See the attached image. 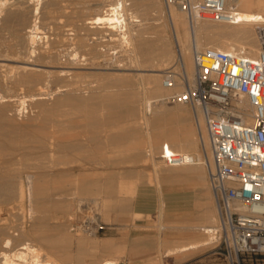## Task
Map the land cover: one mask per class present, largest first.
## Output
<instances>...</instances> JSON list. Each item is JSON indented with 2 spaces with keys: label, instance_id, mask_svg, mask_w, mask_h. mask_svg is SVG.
Returning <instances> with one entry per match:
<instances>
[{
  "label": "bare ground",
  "instance_id": "6f19581e",
  "mask_svg": "<svg viewBox=\"0 0 264 264\" xmlns=\"http://www.w3.org/2000/svg\"><path fill=\"white\" fill-rule=\"evenodd\" d=\"M72 1L82 2L80 11H77L79 16L75 12V15L80 17V20H71L70 22L68 20L70 18L68 16V6L62 7L63 9H60L58 17L55 19L52 18L53 20L48 22L50 27L46 30L41 24L40 18L43 15L40 16V0H0V18L3 17V22L2 24L0 23L2 25L1 27H12L16 23L23 24L25 21L23 17L28 18L30 22L25 28L26 31L22 28L25 31L22 45L19 46L20 44H17L20 47L18 48L20 52L24 54L23 57L16 59L17 57L10 58L0 54V66L4 65L6 67L5 69L8 70L7 66L13 63L7 64L5 61L14 60L17 63L20 62L18 66H14L15 64L12 65L14 67L12 68L14 69L13 73L15 74L11 76L12 82L14 86L20 85L21 87L25 85L28 87L27 90H31V92L25 90L28 93L20 95L21 93H18L21 90H17L18 86H15L17 92L19 91L17 94H4L0 89V158L4 156L3 162L0 161V207H6V212L11 213V215L17 214L15 210L24 207L23 201L28 192L31 203L30 205L28 204L30 206V214H28L33 220V222L31 221V226H29L30 228L27 229L23 228L20 224H18L20 225L19 228L16 227L17 225L15 226L16 223L14 221L13 224L16 230H20L15 232V230L11 231V226H7L8 219L2 218V216L0 217V264H71L73 258L68 252L70 247L67 248L66 246H68V243L71 245L70 242L72 239L69 237L71 234L67 236L68 233L65 230L67 223H69L68 220L71 218L68 214L69 208L71 207V198L73 197L77 198L79 208L82 205L93 203L97 207L99 214L103 210L105 214L109 215L111 210L116 206H119L123 212L130 209L133 195L128 192L130 197L124 200L117 198L120 195L119 193L124 194L126 192L128 182L126 184H116L112 180L104 181L106 184L103 187V191L106 192L107 196L103 203H101L99 200L100 197L98 198V196L89 198L98 189L81 176L84 173L83 170L85 167L82 164H78L79 160L76 158L75 160L73 159L74 161L68 169L58 170V167L55 168V171L58 170V173L56 178H54L57 185L54 186L48 184L50 178L47 179L46 172L44 173L42 172L43 170L39 171L36 169L41 161L39 162L37 159L39 162L38 165L34 162L37 165L33 167V170L35 168L34 171L28 166V163V167L24 165L26 161L25 163L23 162L26 158H31L30 155L47 157L51 155L52 148L50 149L48 146L50 140L57 141L61 151H64V155L66 150L68 151L66 153H69V150L76 152V154L80 153V149L84 147L80 137L82 135V131L80 132L81 129L86 128V125L89 123L95 124L96 126H92L96 128L102 124L106 125V123L114 124L121 117L131 120L135 125L132 129L128 128L127 130L126 128L125 131L119 134L111 135V138L135 142L134 144L137 145L135 146L136 154L143 157L141 160H144L147 155L150 156L155 169V183H157L156 188L159 194L157 197L161 202L158 211L160 228L179 229L197 236L206 235L188 244H178L169 247L162 253L163 256L174 255L190 249L194 250L213 244L215 239L211 234V229L217 223V215L215 212L216 209L211 202L214 198H211L212 194L210 195L209 193L207 186V181L209 180L206 173V163L209 160L211 161V158L209 159V154L205 158V152L201 147L195 121L192 118V110L190 111L183 103H177L175 106L166 105L165 99L172 94L173 90L164 86L163 77L168 68L167 66L172 64L176 59L175 56L178 55L175 52V47L172 45L173 35L177 40L176 45L178 51L182 53L191 81H194L193 44L199 50L210 47L221 51H245L249 57L257 56L260 51V38L257 36L256 28L264 25V0H227L226 9L232 13V20L228 22L199 20L194 26H192L187 13L181 7L173 6L171 7L169 18L173 29L171 33L168 31L163 18L150 17L148 14V17H145V12H140L143 9H148L147 3L149 0ZM151 1L154 7H158L155 10H158V15L159 4L162 2H159V0ZM201 1L193 0V4L197 7ZM153 6H151L152 8L150 7V10L153 9ZM54 10V7H51V10L48 11L49 14ZM160 10L162 9L160 8ZM162 11L164 13V10ZM163 13L161 15H165ZM150 14L154 13L151 12ZM73 15H71L72 18L75 17ZM25 23L27 25L26 21ZM150 26L157 28V32L155 34L152 33L153 35L151 34L152 36L150 37L152 39L145 40L149 37L145 29ZM20 27L19 29H21ZM51 29L54 31L56 29L59 30V37L57 38V41H59L58 45L54 44V40H56V37L52 38L54 34L52 36L48 35ZM14 30L17 31L16 26ZM23 30L19 31L22 33ZM14 33L16 34V32ZM21 33L18 32V34ZM65 35L69 36L65 37ZM9 36L11 37V35ZM1 37L0 35V41L3 40ZM10 37L8 38L9 40L11 39ZM4 38L7 39V37ZM91 40L93 42L97 41V44L90 45L88 41ZM107 41V44L109 42L114 44L110 45V43L108 50H106L107 48L101 47L99 43ZM9 45L5 50L8 47L11 51L17 49L16 43L11 45V47ZM118 45L126 46L121 49L127 52L126 54L128 55L130 64L123 63V60L125 61L124 57L121 55L123 58L120 59V56H118L121 49L112 50L111 52V48ZM2 47L0 49L4 50V47ZM65 52L68 56L63 59ZM87 53L91 55L87 56ZM8 54L11 53L8 52ZM100 57L112 61L109 65V69L111 70L89 72L86 69L88 66L101 65L98 60L96 61ZM109 61H105L107 65ZM107 65L105 64L103 66ZM132 70L142 71L135 72L137 73L136 76H139L141 80H137V77L135 78ZM92 72L98 76L97 83L93 82L94 84L82 85L79 81L82 78L81 75L85 77L86 74ZM79 76L80 78H78ZM3 80L5 81L4 78ZM177 90H180V87ZM99 113L103 116H100ZM247 120L250 122L251 117L249 116ZM49 127H56L57 130L51 132V128ZM48 128L49 130H47ZM143 128H145V132L142 130ZM21 141H24L25 144L29 142L30 145L27 143L29 146H24L25 144L22 142L24 146L22 147L21 143H19ZM18 143L21 147L18 146ZM165 144H168L171 150L194 155L197 161L181 166L165 165L159 158ZM55 146L58 148V145ZM85 151L82 153L84 156L90 152L89 150L87 154H84ZM74 154L73 156L70 154L72 158ZM18 155L23 158L20 159L21 157L19 156L18 159ZM88 156L89 158L90 156L93 157V154L90 155L89 153ZM19 160L23 161L20 162ZM48 160L50 161V157ZM54 161L56 162V160ZM46 163L44 161V164ZM149 164L150 166L152 165L151 163ZM67 172L74 176V179L72 177L70 178L71 180L66 178L70 181L68 183L63 180V176ZM24 178L28 182L27 189L24 186ZM148 178L150 179V177ZM165 182L172 184L192 182L198 185L206 193L205 196L208 199V201H205V203H208L206 210L198 214L191 213L188 215L186 213V216L190 217L193 221L188 225L170 226L164 223L166 200L162 185ZM130 188H134L132 184ZM53 191H59L61 194L70 191L69 195L72 197L66 193L64 196L59 194L60 196L54 199L55 196L53 197L52 195ZM132 192L134 193L135 190L133 191L132 189ZM120 197L122 198L123 196L121 195ZM180 198L181 195L177 194L174 202ZM195 204L194 206L196 207ZM18 211L20 212V210ZM57 216L61 218V222L59 221V225L55 227L54 231H51L53 233H48L49 230L45 229V224L50 218ZM17 218L16 220H19L21 217ZM57 236L68 242L67 245L65 246L64 241V246L57 245V240H59ZM105 241L103 245L108 248L107 252H113V249H111V246L113 247L112 238L109 237ZM78 243L82 253L80 262H84L85 254L89 253L90 247L95 248L96 246L90 245V247H87L88 240L83 238H79ZM162 244L164 243L162 242ZM124 246L126 247V245ZM117 248H119V245ZM117 248L115 250H118ZM107 257L99 262L90 264H121L117 259L110 256Z\"/></svg>",
  "mask_w": 264,
  "mask_h": 264
},
{
  "label": "rangeland",
  "instance_id": "374dc122",
  "mask_svg": "<svg viewBox=\"0 0 264 264\" xmlns=\"http://www.w3.org/2000/svg\"><path fill=\"white\" fill-rule=\"evenodd\" d=\"M149 1H151V0H149ZM149 1L147 3V5H148L147 8L148 9H143L140 12L141 13L145 12L144 13V14H146L145 17L150 16V17H156V18H159V17L163 18V20H165V22H166V26H167L168 31L171 33L172 30H173L172 29V23L170 22V20H169V18L167 16L164 0H159V2L161 1L162 3L159 4V6H160L159 7V13L160 14L158 13V15H157L158 10L155 11L156 9H158V7L157 6H156L157 8L154 7L153 4H152V1L151 2H149ZM40 2H41L39 4L40 10H41L40 16L43 15V17L40 18L41 19V24L46 30H48L49 27H50V24H48V22L50 20H53L56 17H58V15L60 14V9L62 7L68 6V9H67V10H69L68 16L70 17L68 20L70 22H71V20H73V21L74 20L75 21L80 20L79 19L80 17H77V15L79 16L78 12L80 11L79 9L82 7L81 6L82 2L80 3V2H76V1H72V0H68V1L40 0ZM64 4H65V6H64ZM151 6H153V9H151L152 11L150 10ZM51 7L52 8L54 7V9H55L54 11L55 12L53 11L52 13L49 14L48 11L51 10ZM160 8L162 10H164V13H163L162 10H160ZM71 11H72V14H74V15H75V12L78 11L76 13L77 15H75L76 18L74 17L75 19L71 17V15H72ZM146 11H148V12H146ZM151 12L154 13V14H150ZM162 13L165 14V15H161ZM147 14H148V16H147ZM141 15L143 16V14H141ZM49 16H51V17H49ZM23 18L27 22V25H26V23H25V21L23 19L22 20L24 21L25 24L23 23V21H21V22L24 25H26V26H24L23 24L16 23V24H14L12 26L13 28L11 26H7V27H4L5 28L4 29L3 27H1L2 25H0V35L3 37V38L1 37V39H3V40L0 41V43H1L0 44V48L2 46L4 47V50L0 49V54L2 56H6V57L8 56L10 58H16L17 57L16 59H21L23 57L24 54L20 52V50L18 49L20 47H18V45L19 44H20L19 46L22 45V42H23V39H24L23 36L25 35V31H26L25 28L30 23L28 18H26V17H23ZM49 18H51V19H49ZM2 22H3V17L0 18V23L2 24ZM43 24H45V25H43ZM72 25H74V24H72ZM72 25H70V26L72 27ZM15 26H16V29H17V31L19 33H21V31H19V30H23L24 29L25 31L23 30L21 34H18V32L16 30H14ZM20 26H22V27H20ZM19 27L21 29H19ZM154 28L155 27L150 26V27L145 29L146 30V34L149 36L148 38L145 37L146 38L145 40L152 39L150 36H152L153 34H155L157 32V28H155V29ZM72 30L75 31L74 29H72ZM72 30H69V31L71 32ZM256 30H257V34H258L257 36L259 37V33H258L259 29H258V27L256 28ZM53 31L54 30L51 29L48 32V35L52 36L54 34L55 36L54 35L52 36V38L56 37V40H54L55 41L54 44L58 45L59 41H57V38L59 37L58 36L59 35V33H58L59 30L56 29L55 30L56 32L55 31L53 32ZM13 32H16V34L15 33L13 34ZM6 35H8V36L11 35V37L9 36L11 39L9 40L8 39L9 37L6 36ZM20 35H21V37H20ZM67 36H69V35H65V37H67ZM4 37H7V39H5ZM13 37H15V38L13 39ZM72 37H74V35H72ZM174 38L175 37L173 35V37H172V45H173V47H175V52L178 53V47L176 45L177 44V40H176V38L175 39ZM16 40H17V42H20V43H17ZM14 41H15L16 45L18 44L17 45V49L15 51L12 50L13 51L12 52L11 49L8 47V49L5 50L9 44H11V45L15 44ZM52 41H53V39H52ZM2 42H4V43H2ZM88 42H90V45L97 44L96 43L97 41L93 42L91 40V41H88ZM5 43H7V44H5ZM99 43H100L101 47H104L105 49L107 48L106 50L109 49L108 45L110 43H111L110 45H114V44H112V42H109V44H107L108 41L107 42H99ZM101 43H106V44H101ZM113 43H116V42H113ZM11 45H9V46L11 47ZM102 45H104V46H102ZM106 45H107V47H106ZM122 47H126V46L125 45H123V46L122 45L121 46L118 45V46L114 47L115 49L112 47L111 48V52H112V50L113 51L114 50H120ZM68 50H67V52H68ZM8 52H10L13 56L11 54H8ZM14 53H16V54L14 55ZM126 53L127 52L124 49L123 50L121 49L120 52L118 53V56H120V59L124 57L125 61L123 60V63L130 64L129 63L130 62L129 58L127 57L128 55ZM86 55L90 56L91 54L88 55V53H87ZM121 55L123 57H121ZM66 56H68V55L65 52L64 55H63V59H65L64 57H66ZM106 57H110V56H106ZM175 57H177V56H175ZM100 58L96 59V61L98 60L101 63V65L99 64L100 66L91 65V67L88 66V68H86V69L89 72H91V71L99 72V70L100 71H109V70H111V69H109L110 68L109 65L111 64L112 61L110 59H109L110 60L109 61V60H105L102 57H100ZM103 60H105L106 62L109 61V64L107 65V63L105 61H103ZM11 62L13 64L7 66L8 70L5 69L6 67L4 65L0 66V71H1L0 75L2 76V77L0 76V89H1L2 93H4V94H17L21 90L18 94L21 93L20 95H22V94L31 92V90H29V89H28L29 91L27 90L28 87L25 86V85H22L21 87H20V85H15L16 87L18 86L17 90H19V91L17 92L16 87L14 86V83L12 82L13 80H12V77H11V76L15 75L13 73L14 69H12V68H14V67L12 65L15 64L14 66H18V65H20V62L17 63V61H14V60L5 61V63H7V64H10ZM105 64L107 66H103ZM171 65L172 64H169L167 67L169 68ZM99 67H101V68H99ZM94 72L86 74L85 77L83 75H81L82 78L79 79L80 83L82 85H90V84L97 83L96 80L98 79V76ZM132 72L134 73L135 78L137 77V80H141V78L139 76H136L137 73H135V72H142L141 70H132ZM94 76H95V78H94ZM3 78L5 79V81L3 80ZM78 78H80V76ZM12 83H13V85H12ZM4 84H5L6 87L4 86ZM2 88H3V90H2ZM12 89H13V91L14 90L15 91L13 92ZM25 90H27L28 92L27 91L25 92ZM176 104L177 103L166 102V105H168V106H175ZM185 106L191 111V109H190V107L188 105L185 104ZM191 114H192V112H191ZM101 115L102 114H100V116ZM192 118H194L193 114H192ZM131 122H132L131 120H129V119L125 118V117H121L118 121L114 122V124L113 123H106V125L105 124L99 125L100 127L97 125L98 126L97 128L93 127V126H96L95 124L94 125L91 124V123L87 124L86 128L80 130V132L82 131V133H81L82 135L80 137H81L82 143L84 145V147L82 149H80V151H79L80 153L76 154V152H74L72 150H69V153H66V152H68L66 150L65 155H64V153H63L64 151H61L57 141H55V140L51 141L50 140L49 143H48V146L50 147V149L52 148L53 150L51 149L50 153H52V154L48 155V157L47 156H33V155H30L31 158H29V157L26 158V156H27L26 155L25 156L26 159L25 158H24L25 160L23 159L24 161L23 160H21V161L19 160L20 162L23 161L24 163L26 161V164H24V165L27 166V163H28L29 164L28 166H30L32 171L35 170V168L33 170V167H36L38 165V163L41 161L39 163V166H37L38 168L36 167V169L39 170V171L43 170L42 172H44V173L46 172L47 177H48L47 179L50 178L48 180L49 181L48 184L50 186H54V185H57L55 183V179L54 178H56L58 170L59 169L60 170L68 169L69 166L72 164V162L75 160V158L78 159L79 160L78 164H82L83 167H85L84 170H83L84 173L81 176L84 177L85 179H87L92 185H94L98 189V191L95 194H92L91 196H89V198L98 196V198L100 197L99 200L101 201V203H103V201L105 200V198L107 196L106 192L103 191L104 190L103 187H104V185L106 184V182L108 180H112L116 184H119V183L120 184L121 183H125L126 184L128 182L127 183L128 185H126L127 189L125 188L126 192H124V194L123 193H119L120 195L118 194L119 196H117V198L119 200H121V199L124 200V199L130 197V194L133 195L132 202H131V205H130V209L123 212L122 210H120L119 206L118 207L116 206V207H114L113 210H111V213L109 215L105 214L103 212V210H101L100 214H102V215L99 216L100 214L98 213V216L101 217L100 220L103 222L104 228L100 229V231L98 233H96V234H88V233H85V232H82V231H74V229H73L74 220L80 214L85 215L91 209V207L93 206V203H88V205H82L79 208V205L77 204V198H75V197L71 198V207L69 208V214H68V216H70L71 218L68 220L69 223H67L66 230H65L66 233H68L67 236H69L71 234V236H69L72 239L71 242H70L71 245L68 242H66L65 240L60 239V237H58V236H57V238L59 240H57L58 241L57 245H59V246L61 245V247H62L63 241H64L65 246L68 243V246H66V247L67 248L70 247L68 249V252H69L70 255H72V258H73L72 260L75 261V262L71 261V264H84V263L87 264L88 262L90 264V263H94V262H99L102 259L106 258L108 255L110 257H112V258L117 259L118 262H121V264H132V262H131L132 251H131V249L129 248L128 245H129V241H131L133 239L132 231L134 232L135 231L134 227H136V231H137V229H140V232H144L146 235H147V232H149V236L152 239L151 245L153 247V250H151V252H150L151 253L150 259L147 260L145 262V264H155V263L156 264H233L232 261L228 258L225 249L223 248L222 245L219 244L218 241H215L213 244L208 245L206 247H201V248L194 249V250L190 249V250H187V251H184V252H181V253H177V254H174V255L163 256L162 253H164L166 251V249L169 248V247H173V246H176L178 244L179 245L188 244V243L193 242V241H195L197 239H200L201 237H204L206 235L197 236V235L189 234V233H187V232H185L183 230H179V229H161L160 228V224L158 223V211H159V205H160L161 202L159 201V199L157 197L159 194H158V191H157V188H156L157 183H155L156 182L155 181L156 180V178H155V169H154V166H153V163L151 161L150 156L147 155V157H145L144 160H141L143 157H141L140 155L136 154L135 146H137V145L134 144L135 142L133 143V142L125 141V140H120V139L116 140V139L111 138V135L117 134V133L119 134L122 131H125L126 128H127V130H128V128L132 129L135 124H134V122H132V123ZM49 128H51L50 129L51 132L53 130L54 131L57 130L56 127H49ZM49 128L47 130H49ZM142 130L145 132V128H143ZM22 142H23V144H25L24 141H21L19 143H21V145H22ZM54 142H56L57 144L54 143ZM19 143H18V146L21 147V145ZM27 143H29V142H26V144L24 146H29L30 145V143H29V145H27ZM55 145H58V148ZM24 146L22 145V147H24ZM56 149H59V150H56ZM83 149H85L86 151L89 149L90 152H89V150L86 152ZM131 149H133V150L131 151ZM146 149H145V151H146ZM82 150L85 151L84 154H87L88 152L90 153V155L93 154V157L90 156V158H89V156H88L89 153L84 156L82 154L83 153ZM53 151H55V152H53ZM133 151H134V153H133ZM71 152L73 154L75 153L73 158H72L73 154ZM129 153H130V155H129ZM60 154H61V156H60ZM68 154H69V156H68ZM62 155L65 156V157L62 158L63 157ZM19 156L20 155H18V159H19ZM32 156L34 157V159H33ZM42 157L44 158L43 160H42ZM49 157H50V161L51 162L48 160ZM78 157H80V158H78ZM22 158L23 157H21L20 159H22ZM37 159L39 160V162H38ZM3 160H4V156H1L0 161L3 162ZM31 160H32V163L35 162L37 165L35 163L32 164ZM54 160H56V162ZM44 161H45V163L46 162L47 163L44 164ZM54 162L57 163V165H55ZM149 163H151L152 165L150 166ZM48 165H50V166H48ZM40 166H42V167L40 168ZM45 167L46 168L47 167L48 168L51 167V168L50 169H48V168L46 169ZM55 168H57L58 170L55 171ZM47 171H48V173H47ZM206 173H207L208 180H209V174H208L207 168H206ZM70 175L71 174L69 172H67L63 176L64 177L63 180H65L66 183L70 182L68 179H70L71 177L72 178L74 177L73 175H71V176ZM105 175H106V177H105ZM148 177H150V179ZM66 178H68V179H66ZM152 180H154V181H152ZM104 181H106V182L104 183ZM26 182H27L26 178H24L25 189H27V184H28V182L27 183ZM53 183H55V184H53ZM131 184L135 188V189L132 188L133 191L135 190L134 193L132 192L133 194L131 193V190H132L130 188ZM207 186H208L210 195L212 194L211 198H214L212 190L210 188L209 181H207ZM136 189H137V191H136ZM162 189H163L164 198L166 200V202H165V206L166 207H165L164 223H166L167 225L173 226V225H188V224H191L193 221H192V219L190 217L186 216V213L188 215L191 214V213L192 214L193 213H197L198 214V213L204 212L206 210V208H207L208 203L207 202L205 203L206 200L208 201V199L205 196L206 193L198 185H196V184H194L192 182L184 183V184H181V183L180 184H172L170 182H165L162 185ZM128 192L130 194H128ZM66 193L67 192H65V194H61V192H59V191H53L52 195H53V197L55 196L54 197V199H55L56 197H59L60 195L61 196L66 195ZM67 194L69 195L70 191ZM177 194H180L181 198L177 199L175 201L176 202L175 203L174 202V198L176 197ZM93 195H95V196H93ZM121 195L123 196L122 198L120 197ZM125 195H126V197H125ZM27 196H29V197H27ZM27 196L25 197V199L23 201L24 207L22 209H16L15 211L17 212V214L16 213L13 214L14 216L16 215L15 216L16 218L20 215L19 217H21L22 219L18 217L19 220H16V218L13 215H11V213L6 212L7 211L6 207H4V208L0 207V217L2 216V218H7L8 219L6 224H7V226L9 225V226L12 227L11 231H13V230H15V232L16 231L17 232L20 231L18 229L20 225L23 228H25V229L30 228L29 226H31V224L33 222L32 218L29 215L30 214L29 213L30 206H28V204L30 205L31 203L29 201L30 200V195L28 194V192H27ZM69 196L72 197L71 195H69ZM158 201H159V203H158ZM201 201H203V202L201 203ZM211 202H212L213 207L216 209L215 212H216V215L218 217L217 208L215 206L216 205L215 199L211 200ZM194 204L196 205V207H199V208H196L194 206ZM197 204H198V206H197ZM25 207H26V209H25ZM86 207H88V208H86ZM81 208H83V209H81ZM24 209H25V211H24ZM101 209H103V208L101 207ZM1 210H3V211H1ZM18 210H20V212ZM97 211H98V209H97ZM4 214H6V215H4ZM28 219H30L29 220L30 222L28 221ZM56 219H58V220H56ZM14 221L16 223L15 226L17 225L16 227H18L17 228L18 230H16V228H15V226L13 224ZM59 221L61 222V218L59 216L50 218L47 221L48 224L47 223L45 224V229L49 230L48 233H53L51 231L52 230L54 231L55 227L59 225V223H60ZM53 222H54V224H53ZM18 224H20V225H18ZM157 224H159V225L157 226ZM139 225H148L149 228H147L148 229V230H146L147 232L143 229V227H141ZM47 226H48V228H46ZM109 237L112 238V240H113L112 241L113 242L112 245H113L114 248L111 246V249H113L112 251L114 252V255H113V252H111V253L109 251L107 252L108 248H106L103 245L106 242L105 240L107 238H109ZM79 238H83L85 240H88V244L89 245L87 244L86 245L87 247H90V245L96 246L95 248L94 247H90L91 249H90L89 253L85 254L84 262H82V261L80 262V260H81L80 258L82 257V255H81L82 253H81L80 245L78 243V239ZM94 238H96V239H94ZM89 242L90 243L93 242V243L90 244ZM162 242L164 244H162ZM77 244H78V246H77ZM118 245H119V248H117ZM120 245H121L122 248L120 247ZM122 245L123 246L126 245V247L125 246L123 247ZM115 247L118 250H115L116 249ZM70 251H71V253H70ZM140 251H142V250L140 249ZM142 252L146 253L145 251H142ZM115 254H116V256H115ZM93 256H96V257L93 258ZM86 257L88 258V260H87ZM159 257H161L162 259L159 258ZM156 261H158V262H156ZM234 264H236V263H234Z\"/></svg>",
  "mask_w": 264,
  "mask_h": 264
},
{
  "label": "built area",
  "instance_id": "2783aa9c",
  "mask_svg": "<svg viewBox=\"0 0 264 264\" xmlns=\"http://www.w3.org/2000/svg\"><path fill=\"white\" fill-rule=\"evenodd\" d=\"M226 1L202 0L197 7L193 0L164 3L168 18L171 7L179 6L194 26L199 20H232ZM258 29L257 56L193 44L194 81L180 51L163 77L173 90L165 101L190 107L205 158H211L206 168L218 212L211 234L233 264H264V25ZM159 158L167 166L197 161L168 144ZM102 228L94 205L73 222L75 231L88 234Z\"/></svg>",
  "mask_w": 264,
  "mask_h": 264
},
{
  "label": "crops",
  "instance_id": "0c3cea01",
  "mask_svg": "<svg viewBox=\"0 0 264 264\" xmlns=\"http://www.w3.org/2000/svg\"><path fill=\"white\" fill-rule=\"evenodd\" d=\"M143 227V229L146 231L149 228L148 225H139ZM134 232L132 231L133 239L129 241V248L132 251L131 256V262L132 264H145L147 260L151 257V250H153V247L151 245L152 239L149 236V232H147V235L144 232H140V229H137L134 227ZM145 251L146 253H143L142 251ZM142 252V253H141Z\"/></svg>",
  "mask_w": 264,
  "mask_h": 264
}]
</instances>
